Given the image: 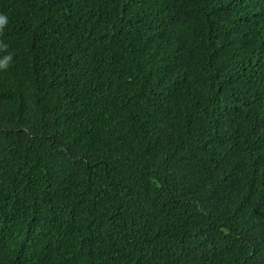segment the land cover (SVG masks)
Masks as SVG:
<instances>
[{"label":"trees","instance_id":"trees-1","mask_svg":"<svg viewBox=\"0 0 264 264\" xmlns=\"http://www.w3.org/2000/svg\"><path fill=\"white\" fill-rule=\"evenodd\" d=\"M0 13V264H264V0Z\"/></svg>","mask_w":264,"mask_h":264},{"label":"clouds","instance_id":"clouds-1","mask_svg":"<svg viewBox=\"0 0 264 264\" xmlns=\"http://www.w3.org/2000/svg\"><path fill=\"white\" fill-rule=\"evenodd\" d=\"M7 22L8 17L5 14L0 13V29H3ZM9 60V56H4L2 59H0V70H3L8 66Z\"/></svg>","mask_w":264,"mask_h":264}]
</instances>
